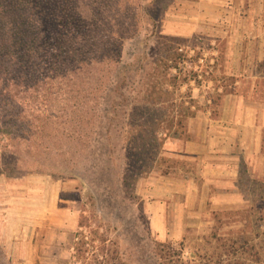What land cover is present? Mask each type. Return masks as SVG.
<instances>
[{
	"label": "rangeland",
	"instance_id": "374dc122",
	"mask_svg": "<svg viewBox=\"0 0 264 264\" xmlns=\"http://www.w3.org/2000/svg\"><path fill=\"white\" fill-rule=\"evenodd\" d=\"M67 11L8 90L13 103L0 97V264H166L173 253L219 264L222 238L249 241L240 252L262 264L264 0H70ZM153 131L158 151L139 155ZM194 140L204 154L185 152ZM212 165L226 170L213 177L218 209L183 212L175 191L204 189Z\"/></svg>",
	"mask_w": 264,
	"mask_h": 264
},
{
	"label": "trees",
	"instance_id": "16d2710c",
	"mask_svg": "<svg viewBox=\"0 0 264 264\" xmlns=\"http://www.w3.org/2000/svg\"><path fill=\"white\" fill-rule=\"evenodd\" d=\"M69 2L70 0H0V97L7 98L9 102L13 103L14 98L9 95L8 90L11 87L17 89L20 82V73L24 66L33 71V65H36L35 60L41 54V51L45 52L50 48L56 32H59V24L65 27L66 22L68 23L67 18H70L67 11ZM174 62L176 65H172L170 68L179 69V64L185 62L183 54L178 53L174 58ZM174 78L176 79L177 77ZM224 93L225 90L223 91ZM217 96L216 99H213L212 105L218 104L221 94ZM193 116H195L194 113L191 117ZM164 120L166 119H162V121ZM159 121H156V125ZM183 125L182 119L175 124L178 128H183ZM173 135L177 138L181 136L176 131ZM166 136L168 137L169 135ZM144 142L146 148L143 145L138 147L139 155H142L144 152L146 153L148 148L150 151L147 152H150L152 155L158 151L160 144L155 131L146 135ZM135 151L136 147L133 145L130 153ZM262 151H264V136ZM163 174L167 175L168 172H163ZM262 198L264 199V195ZM78 227L79 229L89 227L87 226V219L85 217L82 216L80 218ZM241 239H221V246L225 249V252L219 254V264H254L252 263V259L244 257L247 252H250L249 241L246 240L238 246ZM161 247H167L171 250L172 243H159L160 254L161 252H165V250H161ZM244 248L248 251H244V253L240 252V249ZM260 255L259 252H256L257 260H260ZM160 256L166 264H196L194 261L186 263L180 253H177L175 256L174 253L165 256L161 254ZM224 256L227 258V261H221Z\"/></svg>",
	"mask_w": 264,
	"mask_h": 264
},
{
	"label": "crops",
	"instance_id": "0c3cea01",
	"mask_svg": "<svg viewBox=\"0 0 264 264\" xmlns=\"http://www.w3.org/2000/svg\"><path fill=\"white\" fill-rule=\"evenodd\" d=\"M207 147L204 146L203 144H201L200 142H198V140H194L192 142H188L186 144V150L185 152H187L188 154H204L206 152ZM212 153H215L214 157H223L221 153H223V151H217L215 149L210 150ZM219 154V155H218ZM226 171L225 169L221 168L220 166L218 167L217 165L215 166H211V168L208 166L206 168V171H204V189L202 188H198V187H192V186H188L187 188H183L181 191H175L178 194H182L183 198L185 199V205L180 206V209L185 212L188 209H196L197 207H199L200 209V213L201 211H206L208 206H212L215 209H218L219 204H220V200H221V196L219 194H212V188H218V184H223L221 183V181L219 179H215L213 178L214 176H218L219 173H222ZM208 174H211L210 176H212L211 178H209ZM162 178H164L162 176ZM223 188V187H221ZM165 190V194L164 195V199L169 201V199L174 200L175 194L173 193L174 190L172 188H169L168 190ZM161 194H163V192H161ZM211 202V203H210ZM159 203L163 204L164 206H167V202L164 201H159ZM189 215H193L194 213H191V211L187 212ZM165 215V211L163 210V214L162 216ZM158 216H161L160 214H158Z\"/></svg>",
	"mask_w": 264,
	"mask_h": 264
}]
</instances>
